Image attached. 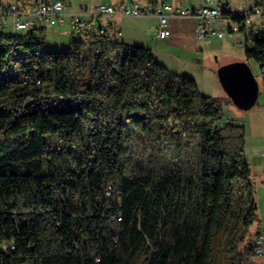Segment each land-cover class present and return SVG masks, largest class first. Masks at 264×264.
Returning a JSON list of instances; mask_svg holds the SVG:
<instances>
[{
  "label": "trees",
  "instance_id": "1",
  "mask_svg": "<svg viewBox=\"0 0 264 264\" xmlns=\"http://www.w3.org/2000/svg\"><path fill=\"white\" fill-rule=\"evenodd\" d=\"M46 29L0 28V264H212L221 229L229 264H254L244 124L150 47L90 31L50 47ZM249 35L264 83V27Z\"/></svg>",
  "mask_w": 264,
  "mask_h": 264
},
{
  "label": "rangeland",
  "instance_id": "2",
  "mask_svg": "<svg viewBox=\"0 0 264 264\" xmlns=\"http://www.w3.org/2000/svg\"><path fill=\"white\" fill-rule=\"evenodd\" d=\"M0 1L7 5L13 0ZM69 1L74 9L81 6L93 9L99 3H117L120 0ZM175 1L183 7L201 3V0ZM216 1L221 2V0ZM222 3H228L234 12L240 14L245 6H252L255 0H222ZM261 9L264 11V3L261 5ZM3 17L4 15L0 11V28L3 27L1 24ZM6 17V30H10L11 17L9 15ZM117 19L120 20V25L123 27L122 39L124 41L152 48L155 58L159 62L178 74L193 77L204 94L219 97L226 119L244 124L245 153L252 167V178L255 182L254 195L257 202L258 218L249 227V232L254 234L255 239L257 231L264 232V83L260 63L246 56L245 43H236L226 26L223 28L225 36L203 40L196 36L195 27H193L190 18L173 16L170 17L168 42L161 43L155 40L156 28L159 25L157 16H123ZM252 20L258 23L261 18L259 15H254ZM110 21H113V16L110 17ZM227 21L234 23L232 19ZM216 25L222 24L216 23ZM46 28V41L50 47H70L73 40L72 34L82 35L79 32H74L68 23L46 25ZM109 34H112V29ZM238 37L243 42L250 43L252 41V36L246 37V33L243 31L238 33ZM83 40L88 41L86 35H83ZM241 66H246L255 79L257 93L252 100L238 104L220 82L218 72ZM47 140L52 146H56L58 143L55 136H48ZM230 238L223 229L215 237L213 244L215 261L212 264H229L230 253L227 251V244ZM243 244L244 242L241 243V248ZM252 262L264 264V252L254 255Z\"/></svg>",
  "mask_w": 264,
  "mask_h": 264
},
{
  "label": "built area",
  "instance_id": "3",
  "mask_svg": "<svg viewBox=\"0 0 264 264\" xmlns=\"http://www.w3.org/2000/svg\"><path fill=\"white\" fill-rule=\"evenodd\" d=\"M264 0H255L250 7H244L246 37L251 31L256 32L263 28V12L261 4ZM2 29H7L6 22L11 17L12 30H24L37 25H65L70 24L74 31H90L97 34H109L112 22L110 17L144 16L155 15L158 17L159 25L156 35L167 37L170 35V17H194L197 19L195 34L199 39L210 40L213 37L225 36L223 28L226 26L233 40L238 44H247L239 40L238 33L241 32L238 23L227 24L222 18V8L216 0H201L196 6L183 7L171 3H151L147 0H121L118 3H99L93 9L79 7L75 10L69 0H35L31 8L26 9L19 6L15 1L7 4V9L2 12ZM259 15L261 20L253 22L252 17ZM222 24V25H216ZM117 36L122 35L120 27L116 28ZM256 253L264 252V232H259L255 238Z\"/></svg>",
  "mask_w": 264,
  "mask_h": 264
},
{
  "label": "water",
  "instance_id": "4",
  "mask_svg": "<svg viewBox=\"0 0 264 264\" xmlns=\"http://www.w3.org/2000/svg\"><path fill=\"white\" fill-rule=\"evenodd\" d=\"M222 85L238 104L252 100L257 93V83L246 66L218 72Z\"/></svg>",
  "mask_w": 264,
  "mask_h": 264
},
{
  "label": "crops",
  "instance_id": "5",
  "mask_svg": "<svg viewBox=\"0 0 264 264\" xmlns=\"http://www.w3.org/2000/svg\"><path fill=\"white\" fill-rule=\"evenodd\" d=\"M128 1V0H127ZM168 3H171V4H176V5H179L178 3H177V1H175V0H166ZM119 2H121V0L119 1ZM118 3V2H117ZM190 6H196V5H194V4H191ZM188 7V6H187ZM245 7H248V6H245ZM88 8V7H87ZM74 9V8H73ZM77 9H79V7L77 8ZM77 9H75V10H77ZM145 16V15H144ZM118 17H113V21H111L112 22V24H111V29H112V34H113V36L114 37H116L117 38V34H116V28L117 27H120L121 28V30H122V35H121V38H122V36H123V27L120 25V20L119 19H117ZM158 18V17H157ZM187 18H190L191 20H192V24H193V27H195V25H196V23H197V19H195L194 17H187ZM158 23H159V20H158ZM170 36V35H169ZM169 36H167V37H159V36H157L156 34H155V40L156 41H160L161 43L163 42V43H165V42H168V39H169ZM150 44V43H149ZM186 46H187V44H186Z\"/></svg>",
  "mask_w": 264,
  "mask_h": 264
}]
</instances>
